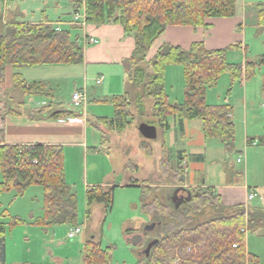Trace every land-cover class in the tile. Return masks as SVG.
Segmentation results:
<instances>
[{
  "label": "trees",
  "instance_id": "16d2710c",
  "mask_svg": "<svg viewBox=\"0 0 264 264\" xmlns=\"http://www.w3.org/2000/svg\"><path fill=\"white\" fill-rule=\"evenodd\" d=\"M74 9L84 6L86 23L121 24L126 34H132L135 47L124 59L126 90L113 97L114 115L100 117L103 125L101 143L108 144V133H122L133 122L131 99L142 106V98L152 99V114L156 129L162 130L163 161L174 171L176 181L184 180L181 162L177 166L170 161L165 134L169 129V117L179 122L199 118L206 138L219 139L227 150L233 148L234 121L232 106L227 103L208 104L206 89L217 84L227 74L230 86L254 75L264 67V53L245 63H229L226 53L240 47L231 44L220 49H206L202 41L193 42L188 49L163 43L147 58L156 39L169 25L208 27V17H230L236 13V0H71ZM258 21L264 25V5L257 3ZM83 60L79 39L71 35L69 28L56 27L48 21L13 22L0 33V83L6 65L14 68V85L25 94L40 87L38 82H28L18 71L22 67L42 64H77ZM182 69L184 90L181 101L171 102L166 88V69L170 65ZM139 91L130 94L131 88ZM261 89L264 93V81ZM134 91V90H133ZM136 91V90H135ZM140 107V108H141ZM62 111L48 117L68 116ZM264 145V136L259 139ZM0 194L14 189L23 194L32 184L43 189L42 215L37 223L48 227L62 224L79 225L77 200L66 182L64 151L60 145L5 144L0 143ZM128 186L138 183L130 178ZM116 185H92L85 191L87 213L94 202L110 207ZM141 189L140 212L155 215L150 229L140 230L141 245L151 240L147 257L142 254L138 264H260L258 257L246 248V232L264 228V210L251 209L238 203L228 211L222 206L220 195L212 188L192 187L190 199L174 204L171 209L158 199L146 202L149 186ZM211 210L212 215L196 221L200 214ZM156 212V213H155ZM22 222L20 218L14 223ZM6 223L0 221V264H4V240ZM110 247L103 248L100 241L88 238L84 243L85 264H108ZM143 260V263H142Z\"/></svg>",
  "mask_w": 264,
  "mask_h": 264
},
{
  "label": "rangeland",
  "instance_id": "374dc122",
  "mask_svg": "<svg viewBox=\"0 0 264 264\" xmlns=\"http://www.w3.org/2000/svg\"><path fill=\"white\" fill-rule=\"evenodd\" d=\"M73 14L74 9L69 0H0V33L6 31L9 24L13 22L48 21L54 26L59 25L61 28H67L69 27L67 22L71 20ZM76 34H81L78 27L71 30L73 37ZM246 36L247 48L241 54L243 63L254 60L259 54L264 53V27H259L256 30L248 28ZM263 81L264 67H259L255 70L254 75L238 81L232 86H230L228 75L223 74L217 84L206 89L205 99L208 104L228 102L232 106L234 138L231 150H227L219 139L206 138L205 136L200 139L201 141L197 138L192 144L194 146L191 143L190 147L185 146L186 150L201 151L204 157L197 160L195 153H192L194 155L191 154L190 158L188 156L186 165L189 172H195V169L199 168L198 162H202V168L205 169L208 177L213 174L217 179L220 176L219 170H221L226 182L237 181L236 187L219 191L223 203L228 206H234L240 202L258 204L257 197L251 200L245 199L242 186L247 184L248 190L255 189L254 186L264 179V145L259 142V139L264 136V93L261 89ZM166 88L171 102L181 101L184 80L179 65L174 64L167 67ZM139 89V86L131 88L130 94L137 93ZM245 91L247 93L246 109L243 107L241 99ZM131 103L132 124L122 133H108V144L101 143L99 132L93 128L97 141L90 138L88 143L91 146L90 152L87 156L82 153V188L77 184L80 177L79 163L74 160L65 161V170L69 175L68 183L77 182L76 186H78L74 194L77 200V220L82 228L73 238L66 239L70 225L45 227L37 223L38 218L42 215L43 206V189L40 185L28 186L21 195H18L14 189L0 194V221L6 223L5 235L9 244L11 243L6 264H19L22 261H27L28 264H52L50 256H46L43 261V256L47 255L49 250L52 251L53 256L63 258L67 256L65 246L71 243L80 245L84 239L91 236V233L98 234V240L103 248L110 247V264L116 261L121 262L123 259L138 261L141 254L144 258L147 257L151 240L143 245L141 242L138 245H133L126 244L122 237V231H144L148 226L153 225L151 224L153 220H156V212V216L141 214V190L139 187H116L111 206L106 208L102 203L94 202L90 207L89 214L85 201L84 176L86 175V180L90 181L93 176L101 174L102 170L108 168L110 163L113 167L112 173L115 182H126L133 178L138 183L149 186L146 202L158 199L169 209L175 204L171 200L173 188L180 182L176 181L174 171L163 161L161 128H157V136L154 139H146L138 131L140 123L151 124L156 120L151 110L152 99L142 98L143 108L137 106L133 99H131ZM170 118L172 119V117ZM189 123L194 128V135L201 133V119H191ZM245 128H247L246 132ZM179 133L176 126L165 134V139L170 144L174 158L177 156L178 148L192 140L188 135L181 138ZM246 133L249 138L256 140L255 146L247 145ZM171 138L174 143H171ZM247 158L249 165L246 168L244 163ZM180 162L182 164V161ZM173 163L177 166V160ZM1 178L0 171V180ZM183 178L185 181V176ZM211 215L212 211L208 210L204 214H200L196 221H201ZM17 218H20L22 222L14 223ZM246 233V248L256 254L260 264H264V228L252 229ZM56 241H64L66 245L56 246Z\"/></svg>",
  "mask_w": 264,
  "mask_h": 264
},
{
  "label": "crops",
  "instance_id": "0c3cea01",
  "mask_svg": "<svg viewBox=\"0 0 264 264\" xmlns=\"http://www.w3.org/2000/svg\"><path fill=\"white\" fill-rule=\"evenodd\" d=\"M69 1L71 7L74 9L73 2L71 0ZM257 3H262L264 5V0H236L235 15L230 17H208L205 20L208 27L169 25L156 39L148 52L147 58L152 56L163 43H169L188 49L193 42L202 41L206 49H220L231 44H239L240 47L232 48L227 51L226 59L232 64L243 63L241 54L243 50L247 48V29L256 30L259 27H264V25L260 24L258 21ZM77 27L81 31V34L75 35L79 39L83 49V60L81 63L42 64L20 68L18 71L28 82L40 83V87L30 94H25L21 88L14 85L13 74L15 70L10 65L4 67L2 82L0 83V119L2 122L0 126V143L60 145L63 148L64 156H66L65 161L74 160L80 165L78 183H68L67 178L69 175L65 170L66 182L70 186L72 193L77 191L78 186L82 188V153L84 156H87L90 152L89 149L91 146L88 144L89 139L92 138L97 141L94 131L97 130L100 134L101 130H104L98 118L113 117L114 107L111 99L122 95L126 90V75L123 61L132 54L135 47L134 36L132 34H126L121 24L103 23L100 25H92L85 23L83 26L69 25L67 28L72 30ZM88 37L96 38L97 42L92 44L86 43L85 40ZM99 76H102V82L96 84L95 81ZM75 89L86 93V102L79 107L72 106L70 101L71 94ZM241 99L243 107L246 109V91L243 93ZM225 103L228 104V102ZM62 111H70L71 114L68 116H59L58 118L48 117V115ZM67 117H80L82 121L69 122ZM171 117L172 119L170 117L168 118V131H171L173 127L177 126L181 138H185L187 135L192 138L189 143H185L178 148L176 158H174L171 153L170 144L167 143L168 140L165 139L166 146L170 152L171 161H182L184 176L186 178L185 181L176 184L175 188H173L172 196L176 195V197H178L176 205L184 202L183 199H179V195L181 194H179V192H188L192 187L202 189L209 187L213 189L214 194L220 195L222 206L228 211L233 205L228 206L223 203L222 195L219 191L229 187H236L237 181L226 182L221 170H219L220 176L217 179L214 178L213 174H210V177H208L205 169L202 168V162H198L197 166L199 168L195 169V172H189L186 165V158L188 159V156L190 158L192 153H195L197 160H201L204 157L201 151L196 150L193 152L191 150H186L185 146L190 147V143L191 145L195 143L194 141L197 140V138L201 141L200 139L204 137V134L203 131H201V133H196V135H194V128L190 126L188 119H184L179 125L177 119L173 116ZM232 117H234L233 113ZM246 131L247 128H245V132ZM245 137L247 145L250 144L255 146L257 144L256 140L249 138L248 133L245 134ZM170 141L174 143L173 138H171ZM244 164H246L247 168L249 165L248 158ZM112 172L113 167L109 163L108 168L106 167V169L102 170L101 174L93 176L92 180L87 181L85 175V191L88 186L92 185L128 187L129 180L126 182H115ZM201 176L202 179H200ZM76 183L78 186H76ZM138 185L142 184H133L134 187H138ZM181 187H183V189H181ZM248 187L247 184L242 186L245 199L247 198ZM254 187L257 191L258 204L240 203L247 204L251 209L262 208V210H264V179L262 182H258ZM70 226L72 227V225ZM80 226L82 228V225ZM45 231H47V229H45ZM140 233L141 232L136 230H125L124 232L122 231V237L126 244H130L127 239ZM97 235V233H91L89 238L99 241ZM66 239H68L67 235ZM87 239H84L80 245L71 243L65 246L67 256L63 258L53 256L52 251L47 249L49 251L47 255L43 256V261L46 256H50L52 264H85L83 260V249ZM60 244L66 245L64 241H56L55 243L56 246H60ZM10 249L11 243L9 244L5 235L4 264L7 262L9 256L8 251ZM247 250L250 252L248 248ZM132 254H134L133 251ZM16 261L19 262V260ZM25 263L28 264L27 261H22L19 264ZM108 264H110V260ZM111 264H138V261L123 259L121 262L116 261Z\"/></svg>",
  "mask_w": 264,
  "mask_h": 264
},
{
  "label": "built area",
  "instance_id": "2783aa9c",
  "mask_svg": "<svg viewBox=\"0 0 264 264\" xmlns=\"http://www.w3.org/2000/svg\"><path fill=\"white\" fill-rule=\"evenodd\" d=\"M69 25H78V26H83L86 23L85 20V12H84V6L80 5L79 7H77L76 9H74V14L72 15L71 20H69L67 22ZM56 29H60L61 27L59 25L55 26ZM86 43H96L97 39L94 37H88L85 40ZM96 84H100L102 82V76H99L96 79ZM86 93L84 91H80L78 89H75L72 94H71V104L74 107H79L82 106L83 104H85L86 102ZM67 120L69 122H81L82 118L80 117H67ZM2 122L0 119V126H1ZM257 197V191L256 189H250L248 190L247 193V200H251L253 198ZM81 231V226L80 225H76V226H72L69 231L67 232V238L71 239L73 238L76 234H78Z\"/></svg>",
  "mask_w": 264,
  "mask_h": 264
},
{
  "label": "water",
  "instance_id": "95a60500",
  "mask_svg": "<svg viewBox=\"0 0 264 264\" xmlns=\"http://www.w3.org/2000/svg\"><path fill=\"white\" fill-rule=\"evenodd\" d=\"M138 131L146 139H154L157 136V129H156L155 125H153V124H148V123L142 122L138 126ZM189 199H190V197L187 196L183 200L186 201ZM149 228H151V227L148 226L147 229H149ZM127 240L133 245H138V243H140L142 241V235L141 234H135L132 237L128 238ZM148 249H149V247H148Z\"/></svg>",
  "mask_w": 264,
  "mask_h": 264
},
{
  "label": "flooded vegetation",
  "instance_id": "af4514ba",
  "mask_svg": "<svg viewBox=\"0 0 264 264\" xmlns=\"http://www.w3.org/2000/svg\"><path fill=\"white\" fill-rule=\"evenodd\" d=\"M181 189H183V187H181ZM181 193V194H180ZM179 199L181 198V199H184V198H186L187 196H189L190 197V191L188 190V192H185V191H181V192H179ZM171 200L173 201V202H175V204H176V201L178 200V197H176V195H174V196H172L171 197Z\"/></svg>",
  "mask_w": 264,
  "mask_h": 264
}]
</instances>
